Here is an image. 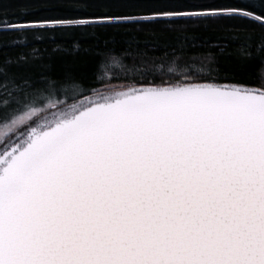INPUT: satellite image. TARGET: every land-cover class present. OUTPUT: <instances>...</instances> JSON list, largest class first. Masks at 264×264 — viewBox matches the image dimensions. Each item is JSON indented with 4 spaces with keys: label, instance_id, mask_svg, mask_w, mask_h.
I'll list each match as a JSON object with an SVG mask.
<instances>
[{
    "label": "snow or ice",
    "instance_id": "6c2138e0",
    "mask_svg": "<svg viewBox=\"0 0 264 264\" xmlns=\"http://www.w3.org/2000/svg\"><path fill=\"white\" fill-rule=\"evenodd\" d=\"M11 2L0 0V264H264V0ZM181 21L232 32L238 68L211 52L198 66L192 42L168 61L132 40L106 43L85 75L34 45ZM118 68L130 83L104 80Z\"/></svg>",
    "mask_w": 264,
    "mask_h": 264
},
{
    "label": "trees",
    "instance_id": "16d2710c",
    "mask_svg": "<svg viewBox=\"0 0 264 264\" xmlns=\"http://www.w3.org/2000/svg\"><path fill=\"white\" fill-rule=\"evenodd\" d=\"M25 0H12L10 7L18 9L22 7ZM34 3L40 0H33ZM124 11L125 9H114ZM130 14H141L139 9H127ZM261 36L259 32L254 35V41L258 42ZM138 42L140 49H147L149 55L161 56L165 49L169 52L168 61L171 60L172 48L181 42H192L197 45L189 53L197 65L209 52L219 61L218 67L225 71L236 70L241 63L238 56V45L240 39H235L232 32L219 25H195L190 22H178L170 28L162 23H151L145 25L128 24L118 28L88 29L87 31H76L64 34L49 33L40 41H34L35 47L40 49L41 55L46 61H51L54 67L59 69L66 66L79 74L90 75L96 59L104 50L105 44L115 41L119 47H127L129 41ZM155 45V50L152 46ZM133 59H138L135 55ZM137 65V68H140ZM212 65H209V69ZM132 71L125 72L116 69L107 73L104 80L119 86L130 83ZM127 77V78H126ZM94 87L103 90L105 83L97 82ZM90 91L83 95L72 93L68 95V103L91 96ZM64 97L61 96V102Z\"/></svg>",
    "mask_w": 264,
    "mask_h": 264
},
{
    "label": "rangeland",
    "instance_id": "374dc122",
    "mask_svg": "<svg viewBox=\"0 0 264 264\" xmlns=\"http://www.w3.org/2000/svg\"><path fill=\"white\" fill-rule=\"evenodd\" d=\"M64 98L62 99V102L63 103H66V104H68V105H70V104H74V103H76V102H78V101H81V100H76V101H73V102H67L68 101V96H63ZM83 100V99H82ZM51 111H54V109L53 110H51ZM51 111L48 113V115H50L51 114Z\"/></svg>",
    "mask_w": 264,
    "mask_h": 264
},
{
    "label": "water",
    "instance_id": "95a60500",
    "mask_svg": "<svg viewBox=\"0 0 264 264\" xmlns=\"http://www.w3.org/2000/svg\"><path fill=\"white\" fill-rule=\"evenodd\" d=\"M80 102H86V101H85V99H83V100H81V101L76 102L75 104H79ZM50 115H51V114H50ZM50 115H49V116H50Z\"/></svg>",
    "mask_w": 264,
    "mask_h": 264
}]
</instances>
